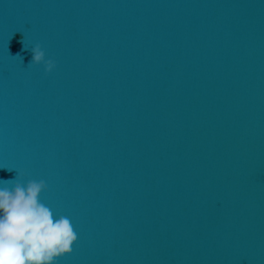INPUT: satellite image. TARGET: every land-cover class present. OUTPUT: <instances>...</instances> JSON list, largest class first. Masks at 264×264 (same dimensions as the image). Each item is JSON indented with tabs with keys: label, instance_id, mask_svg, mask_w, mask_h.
Returning a JSON list of instances; mask_svg holds the SVG:
<instances>
[{
	"label": "water",
	"instance_id": "obj_1",
	"mask_svg": "<svg viewBox=\"0 0 264 264\" xmlns=\"http://www.w3.org/2000/svg\"><path fill=\"white\" fill-rule=\"evenodd\" d=\"M17 172L79 233L72 264H264V0H0Z\"/></svg>",
	"mask_w": 264,
	"mask_h": 264
},
{
	"label": "clouds",
	"instance_id": "obj_2",
	"mask_svg": "<svg viewBox=\"0 0 264 264\" xmlns=\"http://www.w3.org/2000/svg\"><path fill=\"white\" fill-rule=\"evenodd\" d=\"M30 50V64H43L46 72L55 69V61L46 58L40 44ZM23 176L17 172L14 179H0V264H58L71 253L77 233L68 217L55 214L41 202L46 181L28 179L25 183Z\"/></svg>",
	"mask_w": 264,
	"mask_h": 264
},
{
	"label": "snow or ice",
	"instance_id": "obj_3",
	"mask_svg": "<svg viewBox=\"0 0 264 264\" xmlns=\"http://www.w3.org/2000/svg\"><path fill=\"white\" fill-rule=\"evenodd\" d=\"M64 216H65V215H64ZM69 219H70V218H69ZM77 236H79V233H77ZM76 242H78V239L76 240ZM75 251H76V249H75V246L73 245V246H72V251H71V253H69V254L63 256L62 258H60L59 261H58V264H61L62 261L64 262V264H72V262H70V261L68 260V257L72 256V255L74 254Z\"/></svg>",
	"mask_w": 264,
	"mask_h": 264
}]
</instances>
